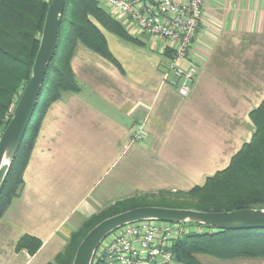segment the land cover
<instances>
[{
  "label": "crops",
  "instance_id": "1",
  "mask_svg": "<svg viewBox=\"0 0 264 264\" xmlns=\"http://www.w3.org/2000/svg\"><path fill=\"white\" fill-rule=\"evenodd\" d=\"M109 13L144 44L104 31L120 67L77 44L71 68L81 91L45 114L19 199L0 220V264L53 263L94 214L123 199L202 186L255 134L250 113L264 102V0H204L201 65L188 97L162 81L163 42ZM24 236L42 242L35 254L17 250Z\"/></svg>",
  "mask_w": 264,
  "mask_h": 264
},
{
  "label": "trees",
  "instance_id": "2",
  "mask_svg": "<svg viewBox=\"0 0 264 264\" xmlns=\"http://www.w3.org/2000/svg\"><path fill=\"white\" fill-rule=\"evenodd\" d=\"M51 0H0V136L12 115L6 114L19 89L28 82L36 58L46 13ZM104 31L135 45L144 41L134 37L126 27L100 6L98 0H65L60 19L58 47L47 68L37 107L20 145L11 171L0 192V220L20 196L24 172L29 164L42 122L49 107L67 94H79L81 86L71 68L77 44L119 66L111 54ZM171 57V52L164 53ZM120 67V66H119ZM256 131L252 140L232 158L230 165L208 178L204 185L188 192L161 191L115 202L87 219L74 232L64 251L51 264H72L84 236L102 220L142 206L195 209L206 212L264 208V102L250 113ZM186 198V205L164 202ZM152 202L153 200H160ZM109 212L105 215V213ZM190 230L173 245L178 264H201L196 255L223 260L241 258L264 259V229L220 231L210 227L186 224ZM42 246L34 237L24 236L17 250L27 249L31 255ZM93 264H99L96 256Z\"/></svg>",
  "mask_w": 264,
  "mask_h": 264
},
{
  "label": "built area",
  "instance_id": "3",
  "mask_svg": "<svg viewBox=\"0 0 264 264\" xmlns=\"http://www.w3.org/2000/svg\"><path fill=\"white\" fill-rule=\"evenodd\" d=\"M106 4L126 16L130 31L135 29L163 42V55L170 51L171 57H164L162 81L188 97L201 65L195 51L204 0H106ZM133 139L141 141V131ZM186 224L141 222L124 226L103 241L95 255L97 262L178 264L172 248L189 232Z\"/></svg>",
  "mask_w": 264,
  "mask_h": 264
},
{
  "label": "water",
  "instance_id": "4",
  "mask_svg": "<svg viewBox=\"0 0 264 264\" xmlns=\"http://www.w3.org/2000/svg\"><path fill=\"white\" fill-rule=\"evenodd\" d=\"M64 7L65 0L50 1L31 76L13 109L8 125L0 136V192L37 107L48 65L57 51L60 19ZM141 222L191 223L220 231L259 230L264 229V208L228 212L159 206L133 208L110 216L89 230L77 247L72 264H93L100 245L108 236L124 226Z\"/></svg>",
  "mask_w": 264,
  "mask_h": 264
},
{
  "label": "rangeland",
  "instance_id": "5",
  "mask_svg": "<svg viewBox=\"0 0 264 264\" xmlns=\"http://www.w3.org/2000/svg\"><path fill=\"white\" fill-rule=\"evenodd\" d=\"M98 1H99L100 6H101L102 8H104V9L107 10L108 12H111V11L113 12V10H112V9L106 4V0H98ZM132 32L135 33L136 30H135V29H132ZM148 39L151 40L152 38L150 39V37H149ZM26 83H27V82H24V83L21 85V87H20V89H19V94H20V95H21V93L23 92ZM20 95H19V97H20ZM64 96H65V95H64ZM19 97H18V96H15L13 103L10 105V107H9V109H8V111H7V114H6L7 118H9L10 115H12L11 112H12V110L14 109V107H15V105H16L18 99H19ZM4 129H5V128H4ZM3 131H4V130H3ZM3 131H2V132H3ZM1 134H2V133H1ZM18 199H19V197H18ZM18 199L14 202V205H15V203L18 201ZM160 201H161V199H160V200H153L152 202H158V203H160ZM161 202H162V201H161ZM164 202L175 203V204H183V205H186V204L189 203V202L186 200V198H182V199H180V200L170 198V199H165ZM108 213H109V212L105 213V215L108 214Z\"/></svg>",
  "mask_w": 264,
  "mask_h": 264
}]
</instances>
